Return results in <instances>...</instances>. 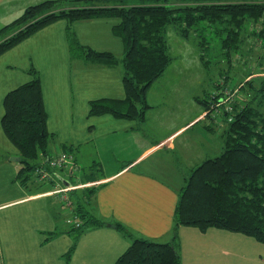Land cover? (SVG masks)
Masks as SVG:
<instances>
[{
    "label": "trees",
    "instance_id": "trees-1",
    "mask_svg": "<svg viewBox=\"0 0 264 264\" xmlns=\"http://www.w3.org/2000/svg\"><path fill=\"white\" fill-rule=\"evenodd\" d=\"M96 19L117 20L111 26V33L123 42L125 52L121 59L112 52L99 51L79 41L74 25ZM60 20L66 23L71 59L90 65L121 63L123 67L125 96L91 101V117L112 115L119 119L145 120L151 108L147 92L165 75L173 61L167 39L171 26L183 39H188L191 33L195 36L208 31L217 39L213 45L220 48L229 63L233 57L245 56L243 62L239 61L243 67L238 72L228 66L215 80L212 93L209 91L207 97L197 98L206 112L205 117L217 121L208 128L222 129L221 147L214 157L185 175L175 211L173 240L160 243L134 238L115 264H182L177 233L180 226L203 232L216 228L242 233L264 244V76L254 77L242 85H231L239 74L246 77L253 74L252 71L246 74L245 68L250 63H245L246 51L241 52L248 42L255 39L264 48V0H47L28 7L14 21L15 31L7 34L11 25L0 30V58ZM204 38L202 46L208 51L212 41ZM258 62V70L264 72V55ZM28 73L32 77L30 81L5 95L1 121L4 134L20 153L23 168L19 177L25 186L33 184L30 175L35 168L46 164V159L41 158L48 155L51 136L40 73L37 69H30ZM236 90L235 96L225 102L227 94ZM96 190L92 187L83 194L71 193L74 211L82 226L69 227V232L79 234L108 224L91 211ZM114 225L133 237L121 224ZM57 234L52 232L49 238Z\"/></svg>",
    "mask_w": 264,
    "mask_h": 264
},
{
    "label": "crops",
    "instance_id": "crops-1",
    "mask_svg": "<svg viewBox=\"0 0 264 264\" xmlns=\"http://www.w3.org/2000/svg\"><path fill=\"white\" fill-rule=\"evenodd\" d=\"M34 1L37 0H30L27 7L36 5L33 4L36 3ZM100 20L76 23L74 30L82 44L99 51H108L104 48V41L106 30H110V22L103 23ZM65 28L66 23L47 27L7 52L0 58V64L9 61L12 53L31 56L35 49L47 45L61 49L59 58L45 60L44 65L34 62L28 70L37 69L40 73L49 114L47 129L51 135L57 136L59 129L63 135H60L63 143H82V133L87 130V120L91 118L92 130L90 135L87 132L88 143H95L97 158L93 161L88 177L81 176V171L78 176L83 182L96 183L97 190L93 195L91 211L108 224L87 229L74 238L71 232L62 227L61 207L45 195L49 191L47 189L28 194L25 198L37 217L29 224H21L20 228L25 227L18 235L14 234L15 226L6 219L3 224L4 232L5 236L9 234L11 252L20 245L37 247V243L43 249H48L41 252L39 258L32 260L33 263L28 259L30 264H115L134 238L160 243L173 240L175 211L185 175L206 159L214 157L221 146L220 143H176L182 128L166 134L158 144H147L146 139L140 138L137 133V120L119 119L112 115L89 116L91 101L125 96L123 67L121 63L115 66L90 65L83 60L71 59ZM111 69L116 73L121 71L123 89L120 85L113 88L108 81L111 72L107 74L105 71L109 72ZM148 111L152 112L154 109ZM203 114L206 115V112ZM204 115L200 114V121L208 120ZM146 118L147 114L145 120ZM155 121L157 125H162V121ZM61 123L65 129L69 127L71 130L65 131ZM216 123L214 120L208 121V126H215ZM67 132L72 135L68 136L65 134ZM94 132L98 136L93 137ZM193 146L191 155L187 157V150ZM164 150L166 160L170 163L177 153L185 155L181 161L183 167H186L183 172L185 174L182 175L184 183L180 187L175 188L161 176L150 172L163 173L170 170L167 161L165 164H148L156 151ZM53 155L55 154L48 151L45 157L47 159ZM77 163L79 164L78 161ZM21 192L25 194L27 189L21 188ZM114 223L121 224L133 237L120 232ZM52 232L58 234L49 238ZM177 233L182 264H264V245L243 237L245 235L216 228L203 232L187 226L178 227ZM73 247L75 254L70 261H64L63 255ZM35 254L38 256V252H32L29 257L34 258ZM255 256L260 262H253L256 261ZM8 258L9 264H24L11 253H8L7 258L2 254L1 262H6ZM250 260L253 261L248 262Z\"/></svg>",
    "mask_w": 264,
    "mask_h": 264
},
{
    "label": "rangeland",
    "instance_id": "rangeland-1",
    "mask_svg": "<svg viewBox=\"0 0 264 264\" xmlns=\"http://www.w3.org/2000/svg\"><path fill=\"white\" fill-rule=\"evenodd\" d=\"M30 0H0V30L8 25H11L8 29V33L15 31L17 26H13L16 19L23 15L25 8L28 6ZM47 0H37L34 1L40 4ZM30 7V6H29ZM28 8V7H27ZM26 8V9H27ZM103 23H109L110 30L105 32L104 48L108 51L113 52V54L119 59L124 56V45L120 38H117L111 33V26L115 23L116 19H101ZM62 23L65 25V21L60 20L53 25H58ZM174 26L169 28L167 33V39L170 48V54L173 57L171 66L167 69L165 75L154 83V85L147 92V99L151 108L154 111H147V118L144 122L137 123V133L140 138H145L148 142L147 144H158L161 142L162 138L174 131L175 129L182 128V133L176 139V143H220L221 127L216 129L208 128L209 120H199V118L204 115L203 108L199 104L197 98H205L207 92L214 90L213 84L215 80L220 78L221 71H227L228 66H233L234 69H240L239 61L243 62V55L233 57L232 63L230 64L228 59L223 57V54L218 46L213 45L217 43V39L214 35H210L207 31L205 34H190L188 39L181 38L176 31H174ZM205 36V38L203 37ZM212 41L209 46L210 49L203 48L202 41ZM23 43V42H22ZM250 44V45H249ZM55 46V45H53ZM56 48L51 45L44 46L39 49L34 50V54L28 56L26 53L17 55V53L10 54V60L4 64H0V264H9V258L6 262H1L2 254L7 258L8 253H11L18 260L24 264L33 263L32 260L39 258L41 252L48 251V249H43L40 243H37V247L20 245L11 252V245L9 243V234L5 236L4 232V221L9 219L14 227V234L18 235V232L23 231L24 227L20 228V225L24 222L31 223L33 219L37 217V213L30 210V204L26 202V196L29 194H36L45 190H50V186L40 187L39 183H29V187L23 185L20 182L19 173L23 168V164L18 162L21 160L20 153L18 149L9 141V139L4 134L2 128V118L4 116V106L3 100L5 95L15 87L30 81L28 69L33 66L34 62L39 65H44L45 60L50 61L51 59H57L61 56V49L57 46ZM247 50L250 51L248 54ZM246 51L245 63L249 61V68H245L246 74L252 71V76L246 77L245 75H238L236 80L231 84L242 85L246 81L258 77L264 76V72L258 70L261 57L264 55V48L260 45V42L253 39L248 42L246 48L242 49V53ZM3 58V57H2ZM30 64V67H29ZM102 67V66H100ZM104 69V68H102ZM108 76V81L115 88L117 85L122 87V74L121 71L116 73L114 69L105 71ZM238 72V71H237ZM231 74H235L231 72ZM240 81H242L240 83ZM235 83V84H234ZM123 89V87H122ZM150 108V109H151ZM201 114V116H200ZM200 116V117H199ZM205 116V115H204ZM199 117V118H198ZM205 118V117H204ZM209 118V117H207ZM149 119V120H148ZM155 119L162 121V125L156 124ZM150 121V122H149ZM193 122V123H190ZM63 127V123H61ZM92 120L91 118L87 120V130L82 133V143H63L60 139L62 133L58 129L57 136H49L48 140V151L52 154H56L62 149L74 155L76 160L79 162V168L82 175H89L93 161L96 160V145L95 143H88L90 131L92 130ZM64 128V127H63ZM65 129V128H64ZM68 127L65 131H70ZM88 132V135H87ZM64 134V133H63ZM68 136L72 135L71 132L65 133ZM61 135V136H60ZM81 136V134H78ZM98 136L96 132L93 133V137ZM82 144V145H79ZM191 149L187 150V157L192 153ZM182 154L184 152L181 151ZM185 156V155H184ZM184 156L179 153L171 158V163L166 160V151H156L154 156L149 161V165H153L155 162L165 164L167 161L170 164V170L168 172H156L150 171L151 173L161 176L167 183L171 184L175 188L182 183L184 180L182 178L186 167H183L181 161H183ZM45 157H42L43 160ZM96 168V166L94 167ZM79 173V172H78ZM78 173L76 176H78ZM73 176L72 180L80 179V177ZM31 179H35V174L32 172L30 175ZM82 181V178H81ZM94 182V181H93ZM47 184L50 182H46ZM39 184V185H38ZM34 187V188H32ZM96 187V186H95ZM21 188H26L27 192L22 193ZM85 188L79 189L78 192L84 193ZM52 201H55L51 198ZM62 209V208H61ZM67 213L72 215L70 208L67 207V211L62 209V227H65L70 231L69 227L63 222L64 217ZM237 233V232H233ZM82 233L71 232L74 238H77ZM242 234V233H239ZM245 235V234H242ZM251 241H256L254 237L243 236ZM7 239V241L5 240ZM264 245L263 243H260ZM75 245V244H74ZM75 249H69L68 252L63 255L64 261H70L72 255L75 254ZM32 252H38V256L35 254L34 258H30L29 255ZM27 253V254H26ZM256 261L250 260L248 262H260L259 258ZM29 259V262H28Z\"/></svg>",
    "mask_w": 264,
    "mask_h": 264
},
{
    "label": "built area",
    "instance_id": "built-area-1",
    "mask_svg": "<svg viewBox=\"0 0 264 264\" xmlns=\"http://www.w3.org/2000/svg\"><path fill=\"white\" fill-rule=\"evenodd\" d=\"M236 92L237 90L232 94H227L225 102H229L230 98L234 97ZM78 172L80 173V168L75 156L67 151L61 150L55 155L47 157L45 165L37 166L34 170L35 179H32L35 183L50 186V190L45 195L52 197L64 210L67 211V207L70 208L72 215L70 216L67 213L64 221L68 227L75 229L82 226V220L74 211L71 193L79 191L81 188L89 189L96 186V183L93 182H83L81 179L72 180L71 177L76 176ZM64 180L68 181L69 185H66ZM46 182L50 183L47 184Z\"/></svg>",
    "mask_w": 264,
    "mask_h": 264
},
{
    "label": "water",
    "instance_id": "water-1",
    "mask_svg": "<svg viewBox=\"0 0 264 264\" xmlns=\"http://www.w3.org/2000/svg\"><path fill=\"white\" fill-rule=\"evenodd\" d=\"M19 161H21V160L19 159L18 162H19ZM64 183H65L66 185H69V184H68L69 182L66 181V180H64Z\"/></svg>",
    "mask_w": 264,
    "mask_h": 264
}]
</instances>
